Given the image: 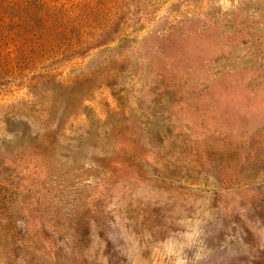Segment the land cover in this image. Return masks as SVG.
<instances>
[{"label":"rangeland","instance_id":"rangeland-1","mask_svg":"<svg viewBox=\"0 0 264 264\" xmlns=\"http://www.w3.org/2000/svg\"><path fill=\"white\" fill-rule=\"evenodd\" d=\"M0 264H264V0H0Z\"/></svg>","mask_w":264,"mask_h":264}]
</instances>
